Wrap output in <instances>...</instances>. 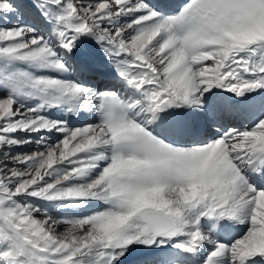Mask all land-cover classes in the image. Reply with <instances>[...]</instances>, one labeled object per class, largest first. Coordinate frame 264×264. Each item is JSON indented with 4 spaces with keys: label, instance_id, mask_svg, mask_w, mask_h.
<instances>
[{
    "label": "snow or ice",
    "instance_id": "snow-or-ice-1",
    "mask_svg": "<svg viewBox=\"0 0 264 264\" xmlns=\"http://www.w3.org/2000/svg\"><path fill=\"white\" fill-rule=\"evenodd\" d=\"M126 262L264 264V0H0V264Z\"/></svg>",
    "mask_w": 264,
    "mask_h": 264
},
{
    "label": "bare ground",
    "instance_id": "bare-ground-1",
    "mask_svg": "<svg viewBox=\"0 0 264 264\" xmlns=\"http://www.w3.org/2000/svg\"><path fill=\"white\" fill-rule=\"evenodd\" d=\"M161 2L166 3L168 2V0H161ZM44 30L46 32V29ZM89 50L92 54V52H96L99 49L89 48ZM74 78L78 80L87 81L93 87H100V88L110 87L116 90H121L123 87L122 84L118 83L117 80L114 79V74L110 72L107 63H105L100 59L94 60L93 68L90 72H83L78 70L77 72L74 73ZM88 120L89 121L92 120V117L89 116ZM222 123L224 124V126L227 125V122H222ZM233 235L238 236V234L236 233H233Z\"/></svg>",
    "mask_w": 264,
    "mask_h": 264
},
{
    "label": "rangeland",
    "instance_id": "rangeland-1",
    "mask_svg": "<svg viewBox=\"0 0 264 264\" xmlns=\"http://www.w3.org/2000/svg\"><path fill=\"white\" fill-rule=\"evenodd\" d=\"M14 2H17V0H14ZM24 2L25 3H27V0H24ZM25 20L27 21V22H32V18L31 17H29V16H27L26 15V17H25ZM41 31L42 32H45V30L43 29V26H41ZM78 55V58H83L84 57V55H85V52H83V50L80 52V53H78L77 54ZM92 57H93V60H96V59H100V60H102V61H104L105 63H106V61L104 60V58H103V53L102 52H100L99 50L98 51H96V52H92ZM207 63H211L210 61L209 62H207ZM109 68V67H108ZM110 70V69H109ZM110 72H111V70H110ZM53 75H55V74H53ZM89 118V117H88ZM71 119V124H70V126H81L83 123H84V120H77L75 117H71L70 118ZM88 122H92V120H88ZM227 125H225V127H226ZM20 135H23L22 133L20 134ZM36 148H37V145L35 144V143H32V144H30V145H26V146H24L23 148H19V149H16L15 151H17V152H23V153H31V152H33V151H35L36 150ZM38 203H42V202H38ZM98 207H103V205H98ZM91 210V209H90ZM66 214H68V215H78V214H80L79 212H70V213H66ZM61 231L63 230L62 229V227H61V229H60ZM237 238H238V236H237ZM130 260L132 259L131 257L129 258Z\"/></svg>",
    "mask_w": 264,
    "mask_h": 264
}]
</instances>
